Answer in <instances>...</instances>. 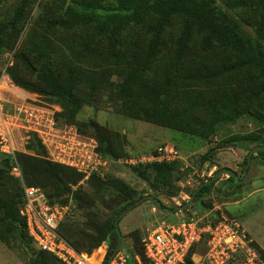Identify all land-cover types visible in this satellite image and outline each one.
<instances>
[{"label":"rangeland","instance_id":"rangeland-1","mask_svg":"<svg viewBox=\"0 0 264 264\" xmlns=\"http://www.w3.org/2000/svg\"><path fill=\"white\" fill-rule=\"evenodd\" d=\"M213 1L216 6H221V0ZM233 1L238 6L229 11L230 15L240 22L244 34H259L264 47V0ZM68 2L3 0L0 2V46L15 49L16 56L10 69L29 79L31 72L38 66L34 47L43 41V63L60 76L71 75L75 81V95L82 97V105L73 125L81 132L91 134L88 123H96L116 157L150 152L163 144H169L179 152L180 159L175 162L181 163L183 174H175L174 181L163 189L151 188L124 166H111L107 171L108 175L134 192L133 200L145 197L137 205L129 207L126 214H118L121 215L117 225L120 246L130 253V250H138L146 231L155 222L184 220L193 212L199 214L212 207L213 202L218 204L233 198L218 194L222 188L223 191L231 190V186L222 185V181L227 179L226 173L218 177V184L208 195L200 200L193 198L186 211L162 213L150 204L147 196L157 199L169 211L188 202L189 194L197 184L212 177V174L207 175L212 167L214 171L220 168L234 171L236 161L233 158L236 153L242 155L240 163H236L237 172L241 171L243 159L247 155L241 145L223 148L203 164L199 159L209 148L220 145L222 139L253 130L250 117L243 114L245 105L242 96L253 91L257 84L250 72L206 77L207 72L230 65L232 59L228 53L216 48L201 50L195 36L185 56L177 58V19H172L164 32L162 46L154 59L145 57L148 35L141 31H133L126 38L123 36L121 46L111 50L104 38L94 36L85 27L63 29L51 25L62 19V7ZM111 57L114 61H111ZM119 85L121 88H118ZM158 99L163 100L158 104L175 115L179 114L186 128L195 132L205 129L221 114L231 117L235 113L236 118L233 122H216L215 132L207 139H202L154 123L150 116ZM2 158L0 154V165ZM263 166L264 162L259 157L250 161L249 180L242 184L244 189L234 195L235 199H243L239 206H235L237 215H250L258 208H264V190L249 195L253 190L264 188V178L258 175V171L264 174ZM57 171L63 177L61 187L66 191L69 184L75 183V177L69 174L70 171ZM47 191L52 195L60 194L51 185ZM14 193V185L6 180L2 194L10 197ZM76 194L81 197V201H75L77 215L69 226L87 235H94V228L117 219L118 211L132 200L118 197L115 190L107 187L99 189L94 182L81 186ZM181 194H186L188 198H180ZM35 254L33 245L29 242L23 248L14 232L0 218V264H30Z\"/></svg>","mask_w":264,"mask_h":264},{"label":"trees","instance_id":"trees-1","mask_svg":"<svg viewBox=\"0 0 264 264\" xmlns=\"http://www.w3.org/2000/svg\"><path fill=\"white\" fill-rule=\"evenodd\" d=\"M2 1L0 0V2ZM220 2L221 6H216L213 0H69L62 7V19L52 22L51 25L59 26L63 29L85 27L94 36L104 38L111 50L121 46L123 36L126 38L133 31H141L148 35L145 57L154 59L162 46L164 32L169 27L171 20L177 19L179 21L178 34L175 40L177 58L185 56L192 38L195 36L198 38L201 50L209 51L216 48L222 53H228L232 59L230 65L218 68L212 72H207L206 77H222L229 74L250 72L257 86L253 91L242 96V99L245 105L243 114L250 117L253 130L246 134H233L222 139L220 145L209 148L200 156V163L203 164L210 161L223 148L241 145L248 154L254 147H264L263 39L259 34L251 36L242 32L240 22L229 13V11H232L238 6L236 2L233 0H221ZM42 44L43 41L34 47L38 66L31 72L30 77H28L29 79L12 72L11 69L8 70L9 77L16 86L27 93L29 104L53 111L56 121L60 124L73 125L82 105V97L75 95V81H73L71 75L65 74L64 76H60L46 63H43L41 58L44 54V51L41 49ZM13 49L12 47L0 46V54ZM15 56L16 52L14 53V58ZM111 61H114L113 57H111ZM118 88H121L120 85ZM45 99L52 102H47ZM162 99L164 100V95ZM163 100L158 99L156 101L155 110L151 114L150 119L161 127L179 133L193 134L202 139H207L209 135L215 132L214 124L216 122L222 120L233 122L236 118L235 113L231 117H227L225 113L221 114L216 117L215 122L210 123L205 129L195 132L186 128L181 122L179 114L175 115L163 105L158 104L159 102H163ZM121 111L124 112V110ZM76 128L79 133L93 137L97 141V151L103 157L108 159L121 158L113 154L111 146L107 143L106 138L100 134L99 127L96 123L91 121L88 123L91 134L83 133L78 127ZM26 149L32 152L33 155L16 154V159L21 167L26 184L42 188L50 204L66 203V195L70 192V186L76 185L80 181L81 175L70 168L45 161L42 158L44 151L35 137H31ZM128 156L130 155L122 157ZM255 157H259L264 162V151H255L250 161H253ZM246 162L247 155L243 159L239 174L229 169H217L211 178L201 180L191 191L189 197L191 198L195 194L194 199L200 200L202 197L208 195L218 181V178H215L216 173L221 170H224L226 174L234 173L237 176L236 180L229 175L222 183L224 187L227 185L235 189L242 187L243 185L237 183V181L243 179V170ZM9 163V158L3 156L0 165V218L6 222L14 232L17 242L24 248L31 241L26 234L25 222L18 213L22 194L18 181L9 176ZM57 169L60 171H70L69 174L75 177V183L73 185L69 184V188L66 191L64 187H61L63 177L58 173ZM180 169L181 163L174 161L168 164H152L144 168L137 167L130 170L143 181L147 182L151 188L158 187V189H163L162 187L174 181L175 174L182 173ZM246 170L248 173L249 166ZM6 180L11 181L15 187V193L10 197L2 194V188ZM93 182L97 184L99 189H105L107 187L115 190L118 197L124 199L127 197L132 199V194H134L126 185L122 184L118 179L112 178L108 173L103 178L94 175L87 183ZM49 185L57 193L59 191L60 194L52 195L49 193L47 191ZM76 191L73 194V199L75 201H81V197L76 194ZM233 193V190L228 192H224L223 188L218 190V194L224 196L234 195ZM143 197L140 196L139 200ZM137 201L132 199L126 203V207L120 209L116 217H119V213L125 212ZM154 201L159 211H166V208L157 199H154ZM84 204L88 205L86 201H84ZM175 208L173 207L169 211ZM210 208L203 210L199 214L193 212L187 219L194 215L198 216ZM115 219L108 225L94 228V235H87L83 231L73 230L69 226L73 222L72 220L63 222L59 227L58 233L79 253L88 256L96 255L101 264H107L120 239L114 223ZM114 230H116L115 234H113ZM104 246L106 247V251L103 256L98 251ZM192 252H194V248ZM128 255L129 259L127 264H136L134 260L135 256L143 263L147 261L142 244L138 246L137 251L130 250ZM261 257L263 258L262 255ZM30 264L59 263L51 255L36 250V254L33 255ZM184 264H193L190 255Z\"/></svg>","mask_w":264,"mask_h":264},{"label":"built area","instance_id":"built-area-1","mask_svg":"<svg viewBox=\"0 0 264 264\" xmlns=\"http://www.w3.org/2000/svg\"><path fill=\"white\" fill-rule=\"evenodd\" d=\"M14 53L15 49L0 54V154L9 158V176L21 189L18 213L25 222L27 237L37 251L51 255L59 264H101L98 256L79 253L58 233L63 222L77 215L74 192L94 175L103 178L111 166L132 169L168 164L179 160L180 154L163 144L151 152L128 157H103L93 137L79 133L74 125L58 123L53 111L28 103L27 93L8 74ZM31 137L42 147L45 161L81 175L80 181L70 186L66 203L50 204L42 188L24 181L16 154L33 155L26 149ZM213 171L214 167L207 175H213ZM179 197L188 198L186 194ZM142 247L147 261L143 263L135 256L136 264H184L189 255L193 264H264L241 225L213 208L187 220L155 222L146 231ZM105 251L104 246L98 252L104 256ZM128 259L127 250L120 246L107 264H127Z\"/></svg>","mask_w":264,"mask_h":264},{"label":"crops","instance_id":"crops-1","mask_svg":"<svg viewBox=\"0 0 264 264\" xmlns=\"http://www.w3.org/2000/svg\"><path fill=\"white\" fill-rule=\"evenodd\" d=\"M241 156L242 155L240 153H236V155L233 158L234 159L233 161L234 162L236 161L233 165V170L237 174H239V172H237L238 167L236 166V163H240V161L242 160ZM258 164H259V162H258ZM262 168H264V166ZM250 174L251 173L248 171L247 181L249 180ZM258 175L260 178H264V174L262 175V173L259 171H258ZM225 180L226 179H224V181ZM222 183H223V181H222ZM216 184H218V181L215 183V185ZM243 189H244L243 186L240 187V189H238V190L235 188H231V190H233V192H234L233 193L234 195L238 192L240 193ZM263 190H264V188L259 189V190H253L249 195H252L253 193L260 192ZM224 192H228V191L225 190ZM220 195H222V194H220ZM234 195H231L233 198H231L227 201L225 200L222 203L216 204L215 202H213L211 209L212 208L216 209L218 213H221L225 217H228L229 219L231 218V219L236 220L241 225L243 230L245 231L247 237L251 240L254 248L264 258V208H258L255 212H253L250 215H242V216L237 215L236 214L237 209L235 206H239L241 204V202L243 201V199H235ZM229 206H231L230 209H228Z\"/></svg>","mask_w":264,"mask_h":264},{"label":"water","instance_id":"water-1","mask_svg":"<svg viewBox=\"0 0 264 264\" xmlns=\"http://www.w3.org/2000/svg\"><path fill=\"white\" fill-rule=\"evenodd\" d=\"M257 150H263V151H264V147H261V146L254 147V148H252V149L248 152V154H247V162H246L245 168H244V170H243V179L240 180V181H237V183L244 184V183L247 181V170H246V169H247V167L249 166L251 156H252V155L254 154V152L257 151ZM224 173H225V172L222 171V170L219 171V172H217L216 175H215V178H218L220 175H222V174H224ZM229 175L232 176L234 179L237 180V176H236L234 173H230ZM212 180H213V179H212ZM209 182H210V181H209ZM194 196H195V194H194V195L188 200L187 203H185V204L182 205V206L176 207V208L173 209L172 211H161V212L167 214V213H174V212H177V211H179V212L184 211V210H186L187 208L190 207V203L192 202V199L194 198ZM144 198H145V197H143L142 199H140L139 201H137V202L135 203V205H137L138 203H140ZM147 198H148V200H149V202H150V204H151L152 206H154L155 208L158 207L157 204L155 203L154 199L152 198V196H147ZM126 213H127V212H124L123 215L126 214ZM120 217H121V215H120L119 217H117V219H116L115 222H114L116 227H117V225H118V219H119ZM119 247H120V241L118 240L117 245H116L115 249L113 250L110 259H111V258L113 257V255L117 252V250H118Z\"/></svg>","mask_w":264,"mask_h":264}]
</instances>
